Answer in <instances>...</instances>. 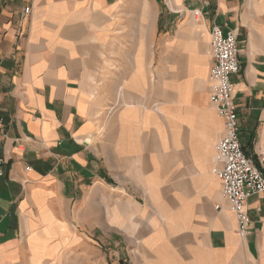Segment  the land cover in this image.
<instances>
[{
	"label": "crops",
	"instance_id": "1",
	"mask_svg": "<svg viewBox=\"0 0 264 264\" xmlns=\"http://www.w3.org/2000/svg\"><path fill=\"white\" fill-rule=\"evenodd\" d=\"M165 1L0 0V264H264L259 198L241 240L210 172L207 80L211 26L237 30L264 173V0Z\"/></svg>",
	"mask_w": 264,
	"mask_h": 264
},
{
	"label": "built area",
	"instance_id": "2",
	"mask_svg": "<svg viewBox=\"0 0 264 264\" xmlns=\"http://www.w3.org/2000/svg\"><path fill=\"white\" fill-rule=\"evenodd\" d=\"M30 9L24 10L29 15ZM202 10L194 8L191 18L201 21ZM239 34L235 29H222L213 24L210 28L212 66L208 74L210 103L216 116L223 121L224 135L215 146L211 173L221 184V196L228 202L229 210L236 221L237 236L244 240L252 234L253 220L247 212V200L259 198L257 213L264 212V173L245 155L239 140V117L234 103V84L231 77L239 74ZM3 121L0 119V128ZM264 159H262V162ZM3 162L0 159V178L3 177ZM29 171V168L26 169ZM219 206H216L217 210Z\"/></svg>",
	"mask_w": 264,
	"mask_h": 264
},
{
	"label": "rangeland",
	"instance_id": "3",
	"mask_svg": "<svg viewBox=\"0 0 264 264\" xmlns=\"http://www.w3.org/2000/svg\"><path fill=\"white\" fill-rule=\"evenodd\" d=\"M166 2H167V0L165 1V3H166ZM166 4H168V3H166ZM166 4H164L163 9H166V7H167ZM167 22H168L169 25H170V20H168Z\"/></svg>",
	"mask_w": 264,
	"mask_h": 264
}]
</instances>
